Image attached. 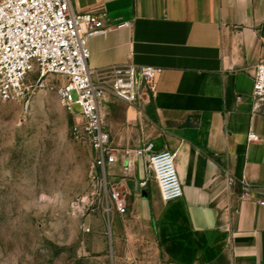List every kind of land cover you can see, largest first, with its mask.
Masks as SVG:
<instances>
[{
    "label": "crops",
    "instance_id": "obj_1",
    "mask_svg": "<svg viewBox=\"0 0 264 264\" xmlns=\"http://www.w3.org/2000/svg\"><path fill=\"white\" fill-rule=\"evenodd\" d=\"M71 5L108 27L87 39L93 78L107 80L111 67L128 63L159 69L152 96L129 104L106 88L100 101L115 156L100 169L104 188L119 191L126 208L109 211L115 257L127 248L143 264H264V97L252 96L264 59V0ZM249 132L260 139L249 141ZM148 142L174 153L180 198L162 199L136 153ZM139 249L156 260L136 256Z\"/></svg>",
    "mask_w": 264,
    "mask_h": 264
},
{
    "label": "rangeland",
    "instance_id": "obj_2",
    "mask_svg": "<svg viewBox=\"0 0 264 264\" xmlns=\"http://www.w3.org/2000/svg\"><path fill=\"white\" fill-rule=\"evenodd\" d=\"M60 83L30 75L24 101L0 100V264H143L115 257L103 175Z\"/></svg>",
    "mask_w": 264,
    "mask_h": 264
},
{
    "label": "built area",
    "instance_id": "obj_3",
    "mask_svg": "<svg viewBox=\"0 0 264 264\" xmlns=\"http://www.w3.org/2000/svg\"><path fill=\"white\" fill-rule=\"evenodd\" d=\"M72 0H0V100L24 101L28 94V77L41 80L58 76V93L69 111L79 109L83 118L82 132L95 151V167L104 168L115 156L110 146V134L104 125L100 110L106 88L126 103L133 104L141 96L150 97L155 89L158 68L152 65L128 63L113 66L107 80L95 75L88 67L87 39L104 34L108 27L96 13H77ZM75 93V96H73ZM252 96L264 97V59L256 65ZM249 141L260 139L249 132ZM147 158V166L156 180L161 197L171 201L183 195L174 153L154 149L148 142L136 149ZM147 180L140 182L145 187ZM249 188L244 185L242 195ZM111 205L124 212V198L120 192H109ZM264 204V201H261Z\"/></svg>",
    "mask_w": 264,
    "mask_h": 264
},
{
    "label": "water",
    "instance_id": "obj_4",
    "mask_svg": "<svg viewBox=\"0 0 264 264\" xmlns=\"http://www.w3.org/2000/svg\"><path fill=\"white\" fill-rule=\"evenodd\" d=\"M145 196V195H144Z\"/></svg>",
    "mask_w": 264,
    "mask_h": 264
}]
</instances>
